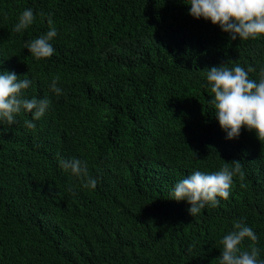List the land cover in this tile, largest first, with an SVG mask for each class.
<instances>
[{"label": "trees", "instance_id": "16d2710c", "mask_svg": "<svg viewBox=\"0 0 264 264\" xmlns=\"http://www.w3.org/2000/svg\"><path fill=\"white\" fill-rule=\"evenodd\" d=\"M189 0H0V71L29 78L51 107L29 130L22 112L0 132V264H218L243 221L264 259V140L225 132L203 86L212 66H264V36L231 40L188 14ZM31 8L34 23L14 32ZM55 53L36 60L48 30ZM58 76L63 95L48 88ZM87 162L94 190L58 166ZM240 165L230 196L192 217L170 189L194 170ZM71 189V190H69Z\"/></svg>", "mask_w": 264, "mask_h": 264}, {"label": "clouds", "instance_id": "9594fccd", "mask_svg": "<svg viewBox=\"0 0 264 264\" xmlns=\"http://www.w3.org/2000/svg\"><path fill=\"white\" fill-rule=\"evenodd\" d=\"M188 14L195 19L203 18L217 25L227 33L231 40H248L264 36V0H189ZM33 9L23 10L13 31L22 33L35 21ZM49 30L39 37L26 41L28 49L36 60L50 58L55 53L52 41L58 31L51 18L47 21ZM221 64L207 68L205 84L210 91L208 104L215 110V119L225 132V139H238L242 127L254 131L257 139L264 140V66L260 67L258 79H251L247 69L240 65L231 68ZM59 77H53L48 83L49 90L57 97L63 95L59 86ZM33 81L20 79L15 72L0 71V126L13 125L16 116L22 112L30 113L31 119L24 121L29 130L36 129L35 121L42 119L51 107L47 96L28 98L25 90ZM0 127V132H3ZM58 166L61 170L83 181V187L94 190L98 179L89 175L87 162L76 157L64 158L58 155ZM240 172V165L232 167L225 164L218 171L202 172L194 170L191 174L179 179L170 189L169 198L177 202L185 201L190 207L188 213L197 216L206 206L217 207L220 200L230 196L233 177ZM71 190V189H69ZM233 230L223 236L220 243L222 251L218 264H264L260 259V250L251 247L242 250L241 245L247 238L256 242L258 236L243 219L233 223Z\"/></svg>", "mask_w": 264, "mask_h": 264}]
</instances>
